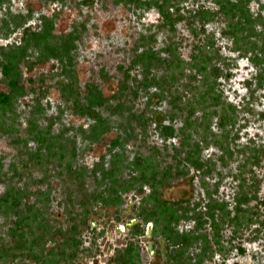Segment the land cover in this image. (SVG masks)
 <instances>
[{"label": "trees", "instance_id": "trees-1", "mask_svg": "<svg viewBox=\"0 0 264 264\" xmlns=\"http://www.w3.org/2000/svg\"><path fill=\"white\" fill-rule=\"evenodd\" d=\"M6 1L0 0V10ZM133 1L147 9L156 6L163 18L161 25L172 31L176 30L177 22L186 20L196 36L200 32L206 33L205 27H202L205 21L222 15L227 23L224 32L233 38V50L239 51L242 56L250 54V60L258 68V88H264V40L259 42L262 31L257 28L258 22L264 24V17L255 16L251 11L252 0H213L218 6L216 10L201 4L190 13L200 18L202 26L200 25L199 29H195L193 19L182 11L181 0H118L126 5ZM32 17L30 13L8 12L1 18L0 31L6 29L7 33H12L23 28V33L19 42L0 45V83L6 86L0 90V131L7 134L19 131L20 113L17 103L21 98L32 95L34 104L25 127L29 138H17L24 142L28 155L23 164L30 168L44 167L47 160L52 166L55 165V169H61L60 173L70 176L68 181L74 187L69 191L66 202L74 222L68 227L52 224L43 214L40 216V211L35 209L34 204L23 202V197H29L24 193L25 188L17 185L8 187L0 195V212L15 215V219L9 233L12 242L0 236V253L4 254L3 257L12 260L24 254L35 259L36 264H76L79 254L88 249L82 247L81 234L83 225H88L95 207L100 205L114 208L119 216L123 211L125 194L131 190H143L144 186H148L150 191L137 206L135 216L139 221L131 224L130 233L133 236L145 235L146 225L151 222L153 247L157 248L158 255L167 259L168 264H200L206 257L210 258L212 243L219 244V238L214 233L208 235L201 230L206 223H210L220 234L222 223L228 218V223L232 220V224L240 225L244 220H241L242 215L238 213L242 214V205L252 199L257 201V211L253 209L251 218L247 220L253 222L258 208L264 209V198L259 196L257 180H253L254 185L250 190L243 188L245 191L238 196L239 204L235 207L237 213L235 211L233 217H229L231 211L225 208L227 204L217 199L211 203L208 201L203 207L201 202L196 201L192 205L191 199L169 200L163 195V189L171 182L189 176V169L184 167L187 163L194 168L195 176L202 177V174H207L211 169V163L202 156L200 143L205 144L209 134H215L212 127L214 118L217 116L218 126L226 130L228 124L234 125L236 122V107L225 104L218 92V77H227L231 73L223 72L222 67L213 62L214 58L221 55L212 51L215 43L211 37L197 41L190 62H185L179 56L177 46L172 41L157 49L154 45V35L144 37L142 45L145 49L140 53L136 51L130 66H120L123 78L119 88L114 94L107 96L96 81H89L84 87L80 85L74 60L79 29L76 27L67 33H55V15H42L40 26L30 29L26 24ZM51 59H56L59 63L56 75L62 99L74 114L91 120L87 128L81 127V133L86 139L92 143L102 140L113 127L111 117L120 118V132L110 142L108 153L103 155L91 170L87 166L75 165L72 160L79 155L77 137H66L63 131L54 133L52 123L42 125L40 122L41 117H45L42 101L49 89V76L40 74L29 77L25 68L32 70ZM136 65L141 66L142 77L131 81V68ZM157 68H165L166 72L158 75L154 70ZM187 68L190 71L185 74L189 81H181L182 73L186 72ZM151 87H156V90L152 91ZM142 91L149 96L148 102L153 96L169 98L175 109L183 113L182 125L175 127L177 111L170 115L163 111H154L149 115L148 108L136 111L129 102ZM215 106H220V109L214 108ZM103 110L109 114L105 115ZM168 118L170 122L166 123ZM152 123L156 124L155 128L165 141L173 139L175 150L170 155L171 161L165 160V153L156 145L149 147L148 154L137 152L134 158L128 157L127 144L133 139L143 140L147 146L149 125ZM194 133L199 135L200 139L192 141ZM176 137L181 138L179 146L174 141ZM30 141L35 143V147L29 145ZM216 143L223 151L219 158L223 164H227V158L233 153L227 135L221 136ZM163 150L168 151V145H165ZM182 150H185V156ZM250 152L247 161L251 165L264 164L263 147L251 148ZM107 156L110 158L107 159ZM16 169V164L13 163L11 170L16 173ZM1 174L3 171L0 167V179ZM88 176L92 177L96 184L93 190L86 186ZM45 194L47 193L43 191L38 192L41 200L45 199ZM24 204L27 206L23 209ZM77 206L80 209H77ZM216 209L219 210L218 213L215 212ZM184 220L193 221L194 226L188 230H180L179 225ZM215 235L217 239L214 238ZM59 236L61 239H58ZM159 237L165 240V250H162ZM6 244L10 245L6 247ZM194 247L200 249L196 257L190 251ZM140 252L139 245L130 241L124 248L117 247L109 264H141Z\"/></svg>", "mask_w": 264, "mask_h": 264}, {"label": "rangeland", "instance_id": "rangeland-1", "mask_svg": "<svg viewBox=\"0 0 264 264\" xmlns=\"http://www.w3.org/2000/svg\"><path fill=\"white\" fill-rule=\"evenodd\" d=\"M201 4L215 10L218 8L213 0H181L182 11L193 19L195 29H199L202 23L198 16L194 17L190 13L194 12ZM250 9L255 16L264 17V0H252ZM8 12L32 14L33 17L26 24L30 29H37L40 26L42 15H55V33H67L77 27L80 34L79 39L76 40L74 60L80 85L84 87L87 82L96 81L107 96H111L119 88L120 80L123 78L120 66L126 68L130 66L137 54L136 51L140 53L145 49L142 45V41L145 40L144 37L154 35V45L157 49L165 47L172 41L177 46L179 56L185 62H190L197 41H203L208 36L211 37L215 43V46L211 48L212 51L221 55L214 58L213 62L220 65L223 72L231 73L227 77H218V92L225 104H232L236 107L234 114L236 122L234 125L228 124L227 131L218 126V117L216 116L212 126L215 134L210 133L205 144H203L204 142L200 143L202 156L211 163V169L207 174H202V177L201 175L195 176L194 168L185 162L187 165L184 167L189 169V176L180 177V179L171 182L163 189V195L169 200L191 199L192 205L197 201L201 202L203 207L208 201L211 203L217 199L227 204L225 208L231 211L229 217L235 215V207L239 204L238 196L245 191L243 188L250 190L251 186L254 185L253 180L258 181L259 196L264 198V164L253 166L247 161V156L251 154V148H264V88H258L256 80L258 68L250 60V54L249 56H242L239 51L233 50V38L224 32L227 23L222 15H216L208 22L205 21L202 27H205L206 33L200 32L196 36L186 20L177 22L176 30L172 31L161 25L163 18L156 6L147 9L134 1L126 5L119 3L118 0H7L2 4L0 10V25L1 18ZM257 28L262 31V37L259 38L261 43L264 40V24L258 22ZM22 29L19 28L12 33H7L6 29L1 30L0 45L19 42L23 33ZM163 55L167 54L163 53ZM58 66V61L51 59L45 64L35 66L32 70L25 68L26 75L29 77L40 74L49 76V89L42 101L45 107V117H41L40 122L42 125L52 123L54 133L63 131L66 137L73 135L77 137L79 155L75 160H72L75 165L87 166L91 170L95 163L108 153L110 142L120 132L118 128L120 118L118 116L111 117L113 127L103 136L102 140L92 143L86 139L81 133V127L87 128L91 120L74 114L62 99L61 91L57 86ZM154 70L158 75L166 72L165 68ZM189 71L187 68L186 72L182 73L181 81H189V77L185 74ZM180 74L179 72L178 75L180 76ZM131 77V81L142 77L140 65L131 68ZM5 88L6 86L0 83V90ZM150 89L154 91L156 87ZM148 97L142 91L138 97L131 99L129 103L136 111L148 108L149 115L154 111H163L167 115L177 111L166 96H153L150 102H148ZM33 104L32 95L21 98L17 103V109L20 113L19 131L15 130L11 134L0 131V167L3 171L0 179V195L8 187L11 188L16 185L23 187L25 188L24 193L29 195V197H23L24 203L34 204L35 209L40 211V216L43 214L52 224L68 227L74 222L66 202L69 191L74 187L68 181L70 176L60 173L61 169H55V165L52 166L47 160H45L44 167L30 168L23 164L28 155L24 142L17 138L22 137L23 140L29 138L27 137L28 130L25 127ZM214 108L219 110L220 106ZM103 112L105 115L109 114L106 110ZM184 112L186 113V111ZM198 114L201 113L198 112ZM182 117L183 113L178 112L174 120L175 127L179 128L182 125ZM165 122L169 123L170 119H166ZM155 127V123L149 125L147 146L140 139L138 141L133 139L127 144V153L130 159L134 158L137 152L148 154L149 147L156 145L165 153V160L171 161L170 155L175 150L172 144L173 139L165 141ZM223 135H227L228 143L233 151L232 156L227 158V164H223L219 158L223 151L216 143ZM197 139H200V136L194 133L192 141ZM174 141L179 146L181 138L176 137ZM29 145L35 147L33 141H30ZM165 145H168V151L163 150ZM182 151L183 156H185V150ZM109 158L110 156H107V159ZM13 163L16 164V173L11 170ZM86 186L90 190L96 187L92 177L88 176ZM40 191L46 192L47 194L44 196L47 198L41 200L38 195ZM149 191L150 188L144 186L143 190H131L125 194L123 211L120 212L119 216H117L114 208L97 205L95 212L89 218L88 225H83L82 247L88 249L79 254L76 264H109L117 247L124 248L130 241H134L140 247L141 264H168L167 259L158 255L157 248L153 247L152 235L147 236L149 227H151L152 233L153 225L151 222L146 225L147 233L145 235L133 236L130 233L131 221L134 220L135 223L139 221L135 216L137 206ZM26 206L24 204L22 208L24 209ZM242 208L244 211L238 215H242L241 220L244 221L237 225L232 224V220L228 223V219L230 220L228 218L222 223L220 234L216 227L213 228L210 223H206L201 231L208 235L216 234L219 238V244L212 243L210 258L206 257L200 264H224L225 258L228 259V264H232L235 259L232 255L233 249L239 241L250 245L253 251L251 257L255 264H264V246L260 244L263 242L261 239H264V209L259 207L258 212L253 216V222H251L247 218H251L253 209L256 210L257 201L252 199L243 204ZM77 209L80 207L77 206ZM215 212L218 213L219 210L216 209ZM13 219H15V215L0 212V236L5 237L7 241L12 240L9 233ZM90 225H93L94 228ZM123 226L126 228H120ZM193 226V221L184 220L181 221L179 228L180 230H188ZM216 235L214 236L215 239H217ZM58 239L61 237L59 236ZM159 240L161 244H164L162 250H165V240L162 237H159ZM150 244H152V248H150ZM8 245L10 244L5 246L8 247ZM190 251L196 257L195 255L200 252V249L194 247ZM3 256L4 254L0 253V264H36L35 259L28 258L24 254L16 256L14 259L11 258L12 260ZM62 264L69 263L63 262Z\"/></svg>", "mask_w": 264, "mask_h": 264}, {"label": "flooded vegetation", "instance_id": "flooded-vegetation-1", "mask_svg": "<svg viewBox=\"0 0 264 264\" xmlns=\"http://www.w3.org/2000/svg\"><path fill=\"white\" fill-rule=\"evenodd\" d=\"M263 242L260 243L261 246H264V239H261ZM252 249L250 245L239 241L236 247L233 249L232 255L235 257L232 264H255L254 259H252ZM224 264H228V259H224Z\"/></svg>", "mask_w": 264, "mask_h": 264}, {"label": "water", "instance_id": "water-1", "mask_svg": "<svg viewBox=\"0 0 264 264\" xmlns=\"http://www.w3.org/2000/svg\"><path fill=\"white\" fill-rule=\"evenodd\" d=\"M133 223H135L134 220L130 223V225L133 224ZM120 228L125 229L126 226H123V227H120ZM120 228H119V229H120ZM151 235H152V233H151V227H149V232H148L147 236L150 237ZM162 242H163V241H162ZM162 247H164V244H162ZM150 248H152V244H150ZM154 253H155V251H154ZM164 255H165V253H164Z\"/></svg>", "mask_w": 264, "mask_h": 264}]
</instances>
